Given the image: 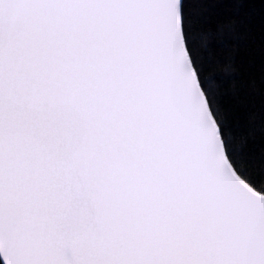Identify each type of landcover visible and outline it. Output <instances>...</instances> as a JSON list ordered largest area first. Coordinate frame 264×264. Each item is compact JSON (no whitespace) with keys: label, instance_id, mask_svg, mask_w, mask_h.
<instances>
[{"label":"snow or ice","instance_id":"1","mask_svg":"<svg viewBox=\"0 0 264 264\" xmlns=\"http://www.w3.org/2000/svg\"><path fill=\"white\" fill-rule=\"evenodd\" d=\"M0 264H264V0H0Z\"/></svg>","mask_w":264,"mask_h":264}]
</instances>
